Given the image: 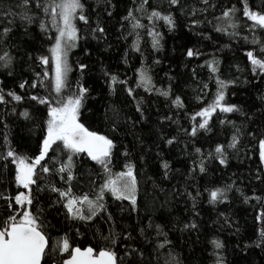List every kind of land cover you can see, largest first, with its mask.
<instances>
[{
    "label": "snow or ice",
    "instance_id": "6c2138e0",
    "mask_svg": "<svg viewBox=\"0 0 264 264\" xmlns=\"http://www.w3.org/2000/svg\"><path fill=\"white\" fill-rule=\"evenodd\" d=\"M99 3L100 0L97 8L92 9L85 0H0V75L6 73L13 83V87L7 89L0 86V106H3L0 110V204L3 205L0 207V264H185L182 252L177 251L169 234L177 230L191 232L199 225L190 220L180 227L178 219L173 220L170 216L162 215L159 220L151 213L140 216L138 195L142 173L128 146L118 152L115 135L118 120L113 117L119 115V110L104 106V120L112 127L110 132L100 131L99 119H93L99 109L95 108L96 98L92 96L96 86L89 83V64L77 60L80 75L75 82L70 78L73 72L70 53L81 47L80 42L87 45L89 36L97 42L107 38ZM166 3L167 9L151 5L150 0H139V3L134 0L133 7L120 17L121 39L131 37L122 63L128 64L129 50L143 57L141 40L145 33L153 50L162 49L163 36L158 25L162 21L169 32L174 31L177 27L175 12L179 10L182 16L189 18L186 25L189 29L207 23L216 33L230 40L241 37L242 31L252 32L251 41L247 35L242 37L253 46L245 52L248 68L253 79L264 80V0L256 6L249 0H238L240 8L236 5L224 7L212 20L207 19L217 8L212 0H193L192 4L188 0H166ZM103 4L107 17L113 18L116 7L113 0H103ZM93 15H96L95 21ZM33 25L39 28L47 42L44 52L35 57L23 48L22 41L13 38L14 28H22L23 34L27 35ZM257 32L262 34L260 38L256 36ZM195 35H202L204 40L212 39L207 33L196 32ZM225 47L228 45H222L221 49ZM81 51L86 58L92 55L88 46L82 47ZM185 55L195 58L205 53L193 46L186 47ZM28 62H31L28 67L32 75L26 76L23 69L18 73L17 67ZM140 65L134 70L135 86L127 77L121 79L118 73L101 69L108 95H115L119 86L140 114L135 121L126 118L125 123H130L133 128L146 119L144 100L137 98V89L155 92L170 100V107H185L181 96L171 95L170 85L168 88L155 86L150 67L143 59ZM199 67L208 70L216 89L213 99L189 117L190 129H181L179 121L171 115L160 116L161 123L177 124V130H183L193 140L192 151L196 158L191 160L186 181L195 179L198 173L206 175V162L216 161L220 166H229L232 152L238 154L247 139L246 158L255 159V179L264 184V93L258 96L260 107L256 109L261 114L259 127H253L257 124L255 111L250 114L240 105L226 100L229 85L237 81L222 78L220 60L210 55ZM193 76H196L195 69ZM199 83L201 92L210 88L207 81ZM195 99L203 101V96L197 95ZM108 112H112L113 117H109ZM228 114H239L242 123L238 125L228 118ZM214 115L221 132L230 127L231 135H226V141L214 142V146L209 144L205 151L203 146H196L195 139L198 134L207 136L213 131L210 121ZM9 117L33 124L29 131L35 135V141L31 145L25 143L23 151L21 144L14 146L11 131L14 121ZM34 129L38 130V135ZM159 138L166 145L178 142L176 136L161 135ZM160 156L157 152V157ZM118 157H123L122 163L117 162ZM140 161L147 164L143 154ZM160 168L163 178L170 179L169 162L161 158ZM153 184L158 187L155 181ZM12 185H15L14 191L9 190ZM189 187L191 185L187 183L183 191L174 187L168 196L170 200H191L194 215H199L196 211L198 198L204 193L212 206L228 201L230 192L239 193L246 204L256 200L262 207L256 212L255 219L262 227L258 229L259 240L255 246L264 247V195L256 192L247 195L235 181L220 187H206L203 192L197 186L193 193ZM170 200L166 198L161 208H167ZM113 208L120 215L112 211ZM125 212L129 221L135 214L134 224L123 223ZM225 223H228L227 218ZM89 235L91 239H88ZM209 244L212 264H226L221 255L224 244L215 238Z\"/></svg>",
    "mask_w": 264,
    "mask_h": 264
},
{
    "label": "trees",
    "instance_id": "16d2710c",
    "mask_svg": "<svg viewBox=\"0 0 264 264\" xmlns=\"http://www.w3.org/2000/svg\"><path fill=\"white\" fill-rule=\"evenodd\" d=\"M14 2V0H11ZM139 3V0H135ZM189 4L193 0H188ZM217 5L214 12L207 16L208 20H212L213 16H218L224 7L236 5L240 8L241 5L238 0H212ZM250 4L256 6L260 4L261 0H249ZM85 3L90 8L95 9L98 6V0H85ZM116 7L113 9L114 16L109 19L104 11L103 0L99 3V14L104 26L107 29V38L97 42L92 40L89 36L87 45L81 41V47L74 49L70 53L71 63L73 65V72L70 78L75 82L80 75L76 68L77 60H84L90 66L88 76L89 83H94L96 91L92 92V96L96 98L95 108L99 111L93 116V119H99L98 127L100 131L111 130V123L104 120L105 105H110L119 110V115L113 117L112 112H108L109 117L118 120V130L115 134L118 143V152L123 151L124 146H128L131 151V156L138 165L140 175V188L138 200L140 202V216L144 217L146 214H153L154 217L159 218L170 216L171 219L179 221V226L182 227L184 223L194 220L198 225V229L181 233L179 230L171 232L170 238L176 244L177 251L182 252L185 258V264H212L210 253L212 251L209 241L213 238L219 239L224 248L221 250V255L226 261V264H264V247L255 246L259 240L258 229L262 227L261 223L256 221L255 214L261 205L256 200H251L249 203L243 202V197L239 193L230 192L229 200L224 203H218L215 206L207 202V193L198 198L196 211L199 215H194L192 211L191 200L177 199L170 200L168 194L171 193L174 187H179L183 191V186L187 183L191 185L189 190L195 193L196 187L200 190L208 187H220L235 181L247 195H252L253 192L264 195V184L255 179L257 163L255 159L249 160L246 158L244 149L248 146V141L245 139L244 144L241 145V150L237 154L232 152L229 166H220L216 161L206 162L207 174H197L195 179H188L185 177L188 174V169L191 168V160L196 158L192 151V138L185 135L183 130L178 131V125L167 121L161 123L160 116L167 114L171 115L174 120L179 121L181 129H190L189 117L198 111L205 103L213 99L216 85L214 80L209 79V73L206 68H201L202 65L210 55H215L221 62L222 78L235 79V84L229 85L226 92V100L230 103L240 105L245 111H255L257 124L253 127H259L260 112L256 111L260 107L258 96L264 93V80L258 77L253 79V74L248 68V61L245 52L252 48L250 43L243 40V35H247L249 41L252 39V32H241V37L230 40L228 37L216 33L212 25L204 23L194 29H189L186 25L189 23V18L182 16L177 10L175 16L177 17V27L174 31L169 32L167 27L163 26L161 21L158 25V30L161 32L163 39L161 41L163 47L160 50H153L150 44V38L146 33L142 36L143 57L140 53L131 52L129 50L128 64L121 62L125 50L129 49L131 44V37L128 40L121 39V20L120 17L126 15V10L133 7L134 0H113ZM153 6H163L167 9L166 0H150ZM198 6V5H197ZM203 19V17H198ZM93 21L96 20V15L92 16ZM146 23V21H145ZM215 23V21H213ZM19 24V21H17ZM84 29V25H80ZM196 32L207 33L212 37L211 40H204L203 36L195 35ZM83 34V31H82ZM258 38L261 33H255ZM13 38L16 41L23 42V48L30 51L35 57L38 53H43L47 47V42L40 33L36 25L30 27L27 35L23 34L22 28H14ZM222 45L228 47L222 48ZM88 46L91 49L92 55L88 58L82 55L81 48ZM198 48L205 55L195 58H188L185 55L186 47ZM27 61V56L24 57ZM141 59L144 60L146 66L150 67L153 81L157 88H168L171 86V95L181 96L185 107L178 109L170 107L171 101L165 100L164 97L159 96L155 92H145L142 88L137 89L138 97L144 100V114L145 121L137 123L135 128L130 123H125L127 117L132 120L139 119V113L135 111V105L131 98L117 86L115 95L109 96L107 86L104 83L102 68L118 73L120 78H128L130 84L135 86L134 70L140 67ZM159 60V64H154L153 61ZM25 63L17 67V72L23 69L26 76H31L32 72L29 70L28 64ZM193 69L196 71V76H193ZM239 69V70H238ZM39 70V69H36ZM2 71V70H0ZM171 78V79H170ZM200 81H207L210 88L204 92L200 91ZM0 82L7 88L13 87L12 78L8 77L6 73L0 75ZM101 89L103 94L101 95ZM18 90V89H17ZM19 91V90H18ZM235 93V94H233ZM197 95L203 96V101L198 102L195 97ZM9 108L11 105L8 106ZM90 107L92 105L90 104ZM3 106H0V110ZM228 118L233 119L239 125L243 118L239 114H228ZM199 119V118H197ZM10 121H14L11 125L12 135L14 137V146L21 144V150H25L24 144L31 145L35 141V135L29 131L33 129V124L23 120H17L16 117H9ZM213 131L207 133V136L198 134L195 139L197 147L203 146L207 151L209 144L214 142L226 141V135H231V128L225 127L224 132H221L216 116L214 115L210 121ZM247 128V124H245ZM38 135V130L34 129ZM176 136L178 142L174 145H166L160 140V136ZM211 139H208V138ZM185 149H187L185 151ZM231 151V150H229ZM157 152L161 153L157 157ZM144 155L147 164L141 163L140 156ZM191 154V157L189 156ZM167 160L170 164L172 172L171 178L165 180L163 178V169L160 168V159ZM118 163L123 162V157H118ZM91 164V162H87ZM117 170H119L117 168ZM179 170V171H177ZM203 176V178H201ZM151 177V179H149ZM153 181L158 187H154ZM7 187V184H5ZM15 185L9 189L14 191ZM164 189V191H160ZM168 198L170 200L167 208H161V203ZM126 203V202H125ZM3 205L0 204V207ZM155 209V211H154ZM147 210V211H146ZM170 210V211H169ZM112 211L117 215L120 213L113 208ZM223 213V215H221ZM123 223L136 222V216L133 214L131 220H128L127 212L124 214ZM227 218L228 223H225ZM146 222V221H145ZM229 223L231 227H229ZM237 228L239 231L237 232ZM95 230V229H93ZM88 239H91L89 235ZM247 246V247H246Z\"/></svg>",
    "mask_w": 264,
    "mask_h": 264
}]
</instances>
